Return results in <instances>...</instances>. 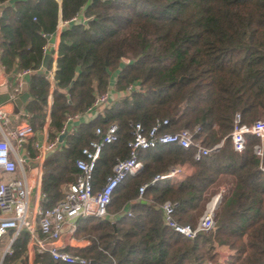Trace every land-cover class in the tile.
<instances>
[{"label":"trees","instance_id":"obj_1","mask_svg":"<svg viewBox=\"0 0 264 264\" xmlns=\"http://www.w3.org/2000/svg\"><path fill=\"white\" fill-rule=\"evenodd\" d=\"M0 3L1 56L11 71H31L21 118L35 132L48 122L49 139L60 138L67 117L84 116L116 78L117 98L91 120L69 127L60 148L47 155L44 209L58 203L64 187L76 180L75 162L98 140V127L106 131L116 125L118 133L96 163L94 191L102 188L117 158L129 157L136 123L149 129L168 120L161 132L199 128L196 141L208 148L222 144L201 160L193 148L174 144L142 151L143 168L117 187L110 217L79 220L75 238L90 244L68 249L72 254L88 264H264V158L254 154L258 139L249 138L238 153L229 136L236 114L245 124L264 118V0ZM61 21L68 23L51 92L52 59L44 74L38 71L47 37L56 34ZM173 167L183 173L152 183ZM144 184L149 186L139 199ZM222 189L211 231L189 239L166 224L161 206L172 202L175 221L195 228ZM28 242L29 235L21 233L6 262L28 264ZM219 249L228 251L226 260ZM34 264L66 263L37 254Z\"/></svg>","mask_w":264,"mask_h":264},{"label":"built area","instance_id":"obj_2","mask_svg":"<svg viewBox=\"0 0 264 264\" xmlns=\"http://www.w3.org/2000/svg\"><path fill=\"white\" fill-rule=\"evenodd\" d=\"M40 1V0H34ZM61 3L62 0H57ZM0 3V8L2 7ZM36 20V19H34ZM73 21V20H72ZM67 24L68 21H61ZM65 27V26H64ZM64 27L59 25L54 44L55 56L58 55L61 34ZM45 46L44 52L47 53ZM31 73L24 70L19 73L23 78ZM50 75V73H49ZM22 83V82H21ZM133 86L129 88L132 90ZM24 94L19 90L9 98L12 106H16L23 99ZM111 103V92L98 95L88 112H100ZM81 115H69L61 135L66 133L70 122ZM11 124L10 109L0 105V264H23L21 261L7 263V258L14 255L13 244L21 233L29 235L27 244L28 264H34L37 254H49L54 261L66 264H88L89 260L83 256L72 254L68 249L83 248L90 244L88 240L75 238L78 222L81 218L109 216L108 209L112 203V196L117 187L129 176H134L143 168L140 153L155 148L158 145L174 144L183 149H194L195 159L201 160L212 152L221 148L222 144L208 148L196 141L194 136L200 131L184 129L180 132H161L168 120L158 121L147 129L141 123L133 125L132 140L129 142L130 154L126 159H116L113 171L109 174L102 188L94 191V171L99 156L106 145L117 140L118 128L110 126L106 131L101 127L95 130L98 140L92 141L82 150V157L77 159L75 166L78 170L76 180L65 186L63 198L55 205L44 209L42 203L46 195L42 191L44 163L49 153L58 150L60 138L52 142H36L35 157L21 154L24 145L35 136V130L30 122H21L14 130H9ZM233 149L242 153L245 151L249 138L259 140L254 146V154L260 160L264 158V118L251 124L241 121L236 114L234 127L229 135ZM260 169L264 172V166ZM183 170L173 167L169 172L157 175L152 183L180 176ZM149 184L139 188V199H142ZM222 189L210 203H208L198 225H182L173 217L175 203L166 202L161 206L166 224L177 233L189 239H194L200 233H207L215 226V212L221 202ZM151 202H153L151 200ZM129 215H132L129 213ZM68 234V238L65 236ZM85 241L86 243H83Z\"/></svg>","mask_w":264,"mask_h":264},{"label":"crops","instance_id":"obj_3","mask_svg":"<svg viewBox=\"0 0 264 264\" xmlns=\"http://www.w3.org/2000/svg\"><path fill=\"white\" fill-rule=\"evenodd\" d=\"M59 25H61V27H64L67 24L60 22ZM47 40H48V43H47L46 47H48V51H47L46 55H48V54L51 55V59L53 61L52 62V70L49 71L50 75L48 74L49 79L52 83V87H51V92H52V90L54 89V78H55V74H56L57 58H58V55L55 56V51H54V44L56 42V34L52 35L49 39L47 38ZM14 71H11L8 68V66L3 62L1 52H0V105L5 106L6 108L10 109L11 124H10L9 130H14L21 122L27 121L26 119L21 118V116L23 115V107H24V104L26 101L24 102L23 106H21V107H19V103L16 106H12L9 102V98L11 96H14V94L18 90L20 92H22V84L25 82L27 83L29 76L28 75L25 76L22 80L18 76L19 73H21V72L18 73V71H17V73L15 74ZM115 85H116V78H113L111 80V84H110V88H109V92H111V97L113 99H116L118 96L115 92ZM52 100H53L52 95H50L49 105L52 103ZM95 115H96L95 112H87L84 116H81L80 118H77L74 121L70 122V124H69L70 129L72 127H74V125L79 124L80 122L91 120L92 118L95 117ZM48 121H49V118H48ZM32 140H33V144H31ZM45 141L52 142L48 136V122L42 131H37L35 133V136L33 138H31L24 145V147L22 148L21 154L23 156L29 155V156L35 157L38 154L37 150L35 149V143L36 142H45ZM125 208H126V210H128L127 209L128 207L125 206ZM67 238H68V234L65 236V239H67ZM78 241H81V240H78ZM83 243H86V242L84 241ZM222 259H223V257H222ZM223 261H224V259H223Z\"/></svg>","mask_w":264,"mask_h":264},{"label":"water","instance_id":"obj_4","mask_svg":"<svg viewBox=\"0 0 264 264\" xmlns=\"http://www.w3.org/2000/svg\"><path fill=\"white\" fill-rule=\"evenodd\" d=\"M50 37L51 36H48L47 38L49 39ZM50 60H51V55L48 54V55H46L44 57L42 67L38 71L39 74H44L46 72ZM14 73L16 74L17 70H15ZM71 86H72V84H71ZM70 87H69V89H70ZM27 91H28V83L25 82V83L22 84V93L24 94V96H23L22 101L19 103V107L23 106L24 102L26 101V99H27ZM65 136H66V134H63V135L60 136V141L61 142L64 140Z\"/></svg>","mask_w":264,"mask_h":264},{"label":"rangeland","instance_id":"obj_5","mask_svg":"<svg viewBox=\"0 0 264 264\" xmlns=\"http://www.w3.org/2000/svg\"><path fill=\"white\" fill-rule=\"evenodd\" d=\"M108 217H110V216H108ZM219 252L221 253L224 260L227 259L228 255H229L228 251L219 249Z\"/></svg>","mask_w":264,"mask_h":264},{"label":"bare ground","instance_id":"obj_6","mask_svg":"<svg viewBox=\"0 0 264 264\" xmlns=\"http://www.w3.org/2000/svg\"><path fill=\"white\" fill-rule=\"evenodd\" d=\"M85 24L87 25V24H88V22H85Z\"/></svg>","mask_w":264,"mask_h":264}]
</instances>
